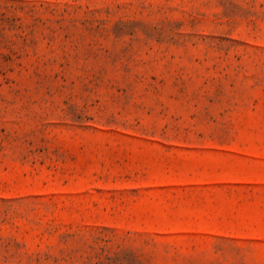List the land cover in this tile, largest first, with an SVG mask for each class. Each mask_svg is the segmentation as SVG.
I'll return each instance as SVG.
<instances>
[{
	"label": "rangeland",
	"instance_id": "1",
	"mask_svg": "<svg viewBox=\"0 0 264 264\" xmlns=\"http://www.w3.org/2000/svg\"><path fill=\"white\" fill-rule=\"evenodd\" d=\"M0 264H264V0H0Z\"/></svg>",
	"mask_w": 264,
	"mask_h": 264
}]
</instances>
